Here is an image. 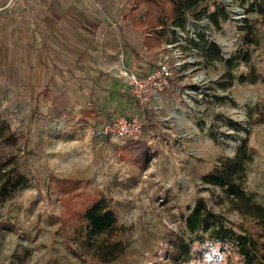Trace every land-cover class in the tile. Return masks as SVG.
<instances>
[{
    "label": "rangeland",
    "instance_id": "rangeland-1",
    "mask_svg": "<svg viewBox=\"0 0 264 264\" xmlns=\"http://www.w3.org/2000/svg\"><path fill=\"white\" fill-rule=\"evenodd\" d=\"M222 1L209 0V10ZM132 4L133 0H0V120L15 131V152L30 179L29 187L0 207V264H176L167 259L171 238L190 237L179 212L189 213L197 200L203 199L232 222H242L223 202L221 190L205 183L203 175L222 155L235 153L248 128L257 153L246 185L264 203V123L251 125L248 111L264 97V82L223 87L227 82L224 61L204 56L189 41L196 30H202L221 48L223 57H229L243 46L239 27L247 5L232 0L226 7L240 11H230L226 20L220 18L219 26L206 15L190 19L186 30L177 29L178 41L159 46L160 62L167 57L174 67L171 87L155 108L141 106L130 96L134 109L124 114L138 115L145 125L151 121L147 128L154 136L149 140L152 146L144 149L151 151L147 168L136 164L137 156L131 157L130 149L120 150L124 145L119 141L92 137L95 128L128 107L126 99L117 93L106 95L115 111L90 116L87 111L95 108L94 101L99 104V98L65 88L61 74L52 78V70L42 66L36 45L43 41L52 52L55 46L63 48L64 42L142 47L150 29L131 21L143 17L146 7L125 20L122 15ZM92 13L97 17L87 22ZM258 36L259 45L251 47L250 65L264 76V24ZM246 70L241 66L234 72ZM47 82L51 95L46 90L47 98L37 96ZM98 196L113 203L120 224L116 238L126 247L110 263L81 255L71 243L78 252L73 253L66 244L79 215ZM200 248V256L183 264H225L211 250ZM25 252L28 257L19 260Z\"/></svg>",
    "mask_w": 264,
    "mask_h": 264
},
{
    "label": "trees",
    "instance_id": "trees-1",
    "mask_svg": "<svg viewBox=\"0 0 264 264\" xmlns=\"http://www.w3.org/2000/svg\"><path fill=\"white\" fill-rule=\"evenodd\" d=\"M238 1L247 5L246 16L239 27L243 43L239 50L229 57H223L221 48L209 40L202 30H196V36L189 37L190 44L198 47L204 56L211 55L224 61L223 77L227 78V82L221 84L223 87L232 86L236 82L240 85L264 82L262 72L257 66L250 65L251 47L260 43L258 30L264 24V0ZM208 2L209 0H133L131 9L124 16L135 18L141 6L146 7L144 16L133 21L149 27L150 32L146 35L144 44L152 49L178 41L177 29L186 30L190 19L201 20L206 15L213 24L219 26L220 18H229L230 11L223 1L216 2L212 11L209 10ZM193 23L196 24L195 21ZM241 66H247L248 70L236 74L234 71ZM248 111L251 125L264 123V97ZM143 125L142 135L138 139L122 143L124 147L120 150L130 149V156H137L136 164L147 168L151 151L144 149L152 146L149 140L154 136L147 128V125H152L151 121L146 125L143 122ZM251 132L252 128L245 129L246 136L235 153L222 155L218 164L203 175L205 183L221 190L223 202L227 203L229 210L239 214L242 222L228 220L224 215L211 210L203 199H199L189 213L179 212L180 222L185 225L190 237L175 234L170 240L167 259L176 264L188 263L195 255L202 254V247L207 251L211 250L208 252L213 253L217 259H224L225 264H236V261L241 264H264V203L248 191L246 185L250 164L257 153V149L250 144ZM17 145V137L11 125L6 120H0V207L30 186V179L22 171L21 160L15 152ZM119 230L120 224L113 203L105 196H98L79 215L76 224L70 229L71 234L66 244L73 253L78 252L71 249V243L77 246L81 255L100 263H110L126 251L124 243L116 238ZM27 257L25 252L18 258L24 260ZM153 264L159 263L156 261Z\"/></svg>",
    "mask_w": 264,
    "mask_h": 264
},
{
    "label": "crops",
    "instance_id": "crops-1",
    "mask_svg": "<svg viewBox=\"0 0 264 264\" xmlns=\"http://www.w3.org/2000/svg\"><path fill=\"white\" fill-rule=\"evenodd\" d=\"M117 13L118 15L120 14L118 11L115 14ZM90 16L92 18L87 22H93V17H97V14L92 13ZM122 18H125V20L129 19L124 15H122ZM131 22L132 24H136L133 23V19ZM36 48L40 51L39 55L43 63L42 66L52 70V78L55 76L58 77V74H61L59 79L62 78L61 80L66 84L65 88L69 87L73 90L78 88L82 90L81 94L83 96L99 98L97 100L99 104L96 105L94 101L95 108H92L91 111H87L90 116H94L96 113L102 116L115 111L112 106H109L106 98V95H111L112 93H117L118 97L126 99L128 105V107L123 108L122 112L119 111L118 113L125 114L128 111L133 112L134 108L130 106L129 102L131 101L130 96L133 98L134 96L124 79L121 77V79L118 78L117 71L125 67L137 74L145 75L160 63L162 49L160 47H155L151 50L148 49L144 43L142 47L136 49L132 44H122L121 42L118 43V46H116V44L113 45L111 42L108 44L104 42H88L81 44L79 42H64L63 48L55 46L52 52L51 48H49L44 41L42 44H37ZM149 51H153L152 53L156 57H153V55L149 56V53L147 54ZM156 61L157 65L154 66L153 63ZM71 78L73 79L71 80ZM120 80L124 83L123 86H121L122 83ZM68 83L69 86H67ZM51 88L49 82L45 83L37 96L42 98L46 96L47 98L48 94L51 95ZM46 90L49 91L48 94H46ZM124 92L127 94H124ZM166 93V90L162 92L155 102L163 100ZM101 99H105V103L102 102ZM91 102L92 101L89 103ZM70 103H72V101ZM87 109H91V106L87 107ZM70 110L77 111L74 108ZM107 117L109 120L111 119L109 116Z\"/></svg>",
    "mask_w": 264,
    "mask_h": 264
},
{
    "label": "built area",
    "instance_id": "built-area-1",
    "mask_svg": "<svg viewBox=\"0 0 264 264\" xmlns=\"http://www.w3.org/2000/svg\"><path fill=\"white\" fill-rule=\"evenodd\" d=\"M174 75L173 64L167 57L145 75L137 74L125 67L118 72V76L128 84L139 105L148 108H152L158 96L171 87ZM143 129V122L138 115L121 114L95 128L92 131V137L110 138L125 143L130 139H138L142 135Z\"/></svg>",
    "mask_w": 264,
    "mask_h": 264
},
{
    "label": "water",
    "instance_id": "water-1",
    "mask_svg": "<svg viewBox=\"0 0 264 264\" xmlns=\"http://www.w3.org/2000/svg\"><path fill=\"white\" fill-rule=\"evenodd\" d=\"M232 2V0H229ZM223 2L226 4V0H223ZM229 11H233V12H239L240 9L236 8V9H231V8H228Z\"/></svg>",
    "mask_w": 264,
    "mask_h": 264
},
{
    "label": "bare ground",
    "instance_id": "bare-ground-1",
    "mask_svg": "<svg viewBox=\"0 0 264 264\" xmlns=\"http://www.w3.org/2000/svg\"><path fill=\"white\" fill-rule=\"evenodd\" d=\"M227 4L231 5V1L226 0V5H227Z\"/></svg>",
    "mask_w": 264,
    "mask_h": 264
}]
</instances>
